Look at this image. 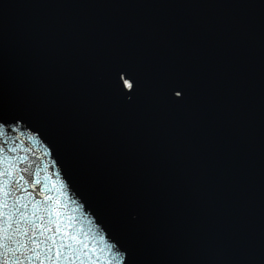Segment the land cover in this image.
<instances>
[{
  "label": "water",
  "instance_id": "water-1",
  "mask_svg": "<svg viewBox=\"0 0 264 264\" xmlns=\"http://www.w3.org/2000/svg\"><path fill=\"white\" fill-rule=\"evenodd\" d=\"M0 244L264 264V0H0Z\"/></svg>",
  "mask_w": 264,
  "mask_h": 264
},
{
  "label": "snow or ice",
  "instance_id": "snow-or-ice-1",
  "mask_svg": "<svg viewBox=\"0 0 264 264\" xmlns=\"http://www.w3.org/2000/svg\"><path fill=\"white\" fill-rule=\"evenodd\" d=\"M129 87H132V85H129ZM176 96H180L181 95V92L179 90L176 91L175 93ZM21 180L24 179L23 176L20 177ZM21 190H22V186H20ZM9 193H5V195H8ZM6 206V205H5ZM0 246H3L2 244H0ZM56 255L59 256L60 253H59V250L57 249V252H56ZM16 264H20L19 260L16 261ZM41 264H43V262H41Z\"/></svg>",
  "mask_w": 264,
  "mask_h": 264
}]
</instances>
